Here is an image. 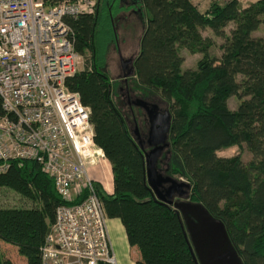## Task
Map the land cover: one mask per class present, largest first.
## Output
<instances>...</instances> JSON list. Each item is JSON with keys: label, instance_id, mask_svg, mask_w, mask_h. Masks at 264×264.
<instances>
[{"label": "trees", "instance_id": "16d2710c", "mask_svg": "<svg viewBox=\"0 0 264 264\" xmlns=\"http://www.w3.org/2000/svg\"><path fill=\"white\" fill-rule=\"evenodd\" d=\"M131 3L97 0L94 13L66 18L74 30V47L84 57L83 68L66 84L89 107L94 141L111 164L112 191L94 181L107 217L121 221L129 245L138 249L134 264H198L180 213L148 184L147 130L140 131V145L126 101L115 98L119 84L105 57L109 44L118 41L117 17L123 15L127 24L136 19L142 24L131 66L134 81L145 91L134 95L165 105L171 115L167 148L175 160L161 171L183 176L187 198L223 221L243 264H264V34H255L259 28L264 33V0L245 5L210 0L204 9L192 0H136L134 11H116ZM206 27L223 38L219 55L209 52L214 39L202 34ZM181 46L202 53L195 67H182ZM230 96L238 99L235 108L228 104ZM243 144L251 154L247 161L240 151L218 153ZM1 186L32 203L0 206V240L16 246L26 264H41L40 249L55 208L66 201L35 159H11L0 173ZM0 264L15 263L0 249Z\"/></svg>", "mask_w": 264, "mask_h": 264}, {"label": "built area", "instance_id": "2783aa9c", "mask_svg": "<svg viewBox=\"0 0 264 264\" xmlns=\"http://www.w3.org/2000/svg\"><path fill=\"white\" fill-rule=\"evenodd\" d=\"M96 3L0 0V173L11 159H35L66 201L55 208L41 264L117 262L89 172L104 153L94 141L89 107L66 84L84 66L66 18L94 13Z\"/></svg>", "mask_w": 264, "mask_h": 264}, {"label": "water", "instance_id": "95a60500", "mask_svg": "<svg viewBox=\"0 0 264 264\" xmlns=\"http://www.w3.org/2000/svg\"><path fill=\"white\" fill-rule=\"evenodd\" d=\"M135 103L144 107L148 119L145 139L151 145L145 151L148 184L158 199L172 204L180 213L190 241V249L197 263L243 264L223 221L212 215L201 202L179 199L187 194V181L165 174L156 167L159 155L169 144L167 140L171 119L169 110L162 109L157 103L143 98H136ZM134 130L138 135L137 126ZM137 141L141 145L138 137Z\"/></svg>", "mask_w": 264, "mask_h": 264}, {"label": "rangeland", "instance_id": "374dc122", "mask_svg": "<svg viewBox=\"0 0 264 264\" xmlns=\"http://www.w3.org/2000/svg\"><path fill=\"white\" fill-rule=\"evenodd\" d=\"M136 0H132V3L129 6H125V5H121V6H117L116 7V11H120V10H128L129 11H134L132 8L135 6ZM203 8H205L206 4L201 5ZM123 16V15H122ZM122 16H118L117 19L119 20V22H117V33H118V41L115 43H110L109 46L107 47L106 50V57H105V61H106V67L108 69V72L110 74V76L112 78H117V77H122V76H126L128 77V83L130 85V91L133 92V94H140L142 92H144L145 90H143L144 88H141V86L139 84H137V82L134 81V74H133V68L131 66V60H132V54H134V52L136 51V47H137V41H138V34L141 30V22L138 20L137 22H130V19L128 20L130 23L127 24L124 20V18H122ZM119 17H121L122 19H120ZM124 23L126 25H124ZM130 24L132 25V27H130ZM232 23L228 24V26H226V32L229 31V28L232 27ZM202 34L205 36H211L214 39V43L213 45L209 48V52L210 54H214V55H219L221 53V49L219 47V44L223 41V38L221 36H217L214 35V33L211 31V29L209 27H206L204 29L201 30ZM255 34H264L262 28H259L257 31H255ZM180 54L183 55L184 60L182 63V67H195L197 60L199 59V57H201L202 53L201 52H189L187 48L181 46L179 48ZM119 56L122 57L123 60L127 59V71L125 73L122 72V70L120 69V65H119ZM241 76L238 75V78H240ZM116 82H118L116 80ZM118 89L116 88L115 91V98L118 101H122L124 102L126 97L124 94L125 91V84L124 83H118ZM124 87V90H123ZM119 91V95L118 92ZM136 94V95H137ZM143 94V93H142ZM137 98H143L144 97H137ZM147 100V99H145ZM147 101H151V100H147ZM152 102V101H151ZM127 103V102H126ZM155 103V102H154ZM238 103V99L235 96H230L228 98V104L231 108H235L237 106ZM125 104V103H124ZM132 105L137 108V110H135V116L138 118V130L139 133L141 131L144 132L147 130V119H145V114L143 112V109L141 110L139 108V106H137V104L132 103ZM158 106H160L162 109L165 108V105L161 104V103H157ZM125 107V111L128 112L129 116V122L131 123V126H133V120H132V114L129 111V106L128 104L124 105ZM136 125V123H135ZM135 134V132H134ZM141 135V134H140ZM168 146V145H167ZM167 146H165L163 148V151L161 152V154L158 157V162H157V166L159 168V170L163 171V172H167L166 170H168L169 168V164L173 161V159L175 160V158L173 157V155L171 154V151L167 148ZM240 151L242 158L244 161H247L250 157L251 154L249 152V150L246 148V146L243 144L242 147H238L236 145L228 147V148H223L218 150V153L220 155H232L236 152ZM180 163V159H177ZM105 161V167L104 168H100L101 172L105 173L108 175L109 169H108V162L105 158L101 157L100 158V162ZM104 162V163H105ZM107 165V166H106ZM90 167V166H89ZM106 168H107V173H106ZM173 176H177L176 178H182L185 179L183 176L180 175H173ZM179 199L182 200H187V194ZM32 203V200L25 198L24 196H22L21 194H19L18 192H16L15 190H13L12 188L6 187V186H1L0 187V206H27L30 205ZM0 249L5 253L6 256H8L15 264H26V259L24 256H22L16 246L4 242L2 240H0Z\"/></svg>", "mask_w": 264, "mask_h": 264}, {"label": "crops", "instance_id": "0c3cea01", "mask_svg": "<svg viewBox=\"0 0 264 264\" xmlns=\"http://www.w3.org/2000/svg\"><path fill=\"white\" fill-rule=\"evenodd\" d=\"M192 1L198 4L199 8L201 9H204L201 5L206 4L205 7H207V5L210 2V0H192ZM251 1L254 0H239L240 4L242 5L248 4ZM103 158H105L108 162V169H109L108 175L106 174L105 176V173L101 172L100 168H104L106 162L105 161L100 162V159L97 163L89 167V172L96 181H99L107 191L111 192L113 189L111 164L105 156H103ZM106 173H107V168H106ZM107 229L116 255V261H117L116 264H134V260L139 256V252L135 246L129 245L127 241L125 229L121 221L116 217L113 218L108 217Z\"/></svg>", "mask_w": 264, "mask_h": 264}, {"label": "flooded vegetation", "instance_id": "af4514ba", "mask_svg": "<svg viewBox=\"0 0 264 264\" xmlns=\"http://www.w3.org/2000/svg\"><path fill=\"white\" fill-rule=\"evenodd\" d=\"M127 62L128 61H125V60H123L122 59V57L121 56H119V67H120V69L122 70V72L123 73H125L126 71H127ZM115 80H117L118 81V83H124L125 84V91H124V94H125V97H126V99H125V101L127 102L126 104H128V106H129V109L132 111V112H130L131 114H132V120H133V128L135 129V127L137 126V128H138V118L135 116V113H134V110H137V108H135L133 105H132V103H135V99L138 97V96H136V95H134L133 94V92H129L130 91V87H128V77H126V76H122V77H117V78H114ZM149 102H151V101H149ZM136 104V103H135ZM137 106H139V108L142 110L143 109V112H146L145 111V109H144V107L143 106H141V105H139V104H137ZM160 107V106H159ZM147 115V114H146ZM147 117H145V119H146ZM128 121H129V119H128ZM135 123H136V125H135ZM147 123H148V119H147ZM147 128H148V126H147ZM135 131V130H134ZM136 134V133H135ZM136 136L141 140V144H142V142H143V140L141 139V137H140V133H139V130H138V135L136 134ZM144 141H146V140H144ZM148 144V143H147ZM163 187V186H162ZM174 198H176V197H174Z\"/></svg>", "mask_w": 264, "mask_h": 264}]
</instances>
